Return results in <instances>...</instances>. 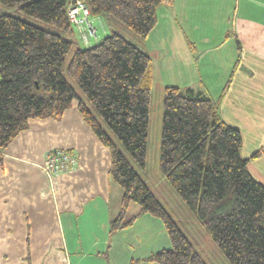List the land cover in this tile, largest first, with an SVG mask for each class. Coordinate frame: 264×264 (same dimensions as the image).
Masks as SVG:
<instances>
[{
    "label": "trees",
    "instance_id": "1",
    "mask_svg": "<svg viewBox=\"0 0 264 264\" xmlns=\"http://www.w3.org/2000/svg\"><path fill=\"white\" fill-rule=\"evenodd\" d=\"M69 1L0 0V163L4 148L28 127L29 119H59L76 99L83 120L108 148V177L121 189L109 237L150 213L162 220L171 248L145 260L208 264L141 174L152 94L150 56L116 31L84 45L68 19ZM82 1L91 16H111L140 38L155 26L157 7L173 3ZM238 63L239 57L216 99L200 83L162 88L159 177L195 215L229 264H264V186L250 175L247 159L240 155V131L220 111ZM261 152L264 149L252 156ZM130 203L138 210L127 216Z\"/></svg>",
    "mask_w": 264,
    "mask_h": 264
},
{
    "label": "crops",
    "instance_id": "2",
    "mask_svg": "<svg viewBox=\"0 0 264 264\" xmlns=\"http://www.w3.org/2000/svg\"><path fill=\"white\" fill-rule=\"evenodd\" d=\"M156 16L155 26L136 43L151 58L152 92L200 83L216 99L239 57L220 111L240 131V155L264 186V152L252 156L264 149V0H173L158 6ZM91 19L94 42L120 33L108 15ZM77 102L59 119H29L2 152L0 264H162L145 260L171 248L159 217L143 213L109 237L121 189L108 177V148L83 120ZM59 149L71 151L75 163L46 172L45 157ZM163 182L159 177L150 185L162 203L154 191ZM137 210L130 203L127 211Z\"/></svg>",
    "mask_w": 264,
    "mask_h": 264
},
{
    "label": "rangeland",
    "instance_id": "3",
    "mask_svg": "<svg viewBox=\"0 0 264 264\" xmlns=\"http://www.w3.org/2000/svg\"><path fill=\"white\" fill-rule=\"evenodd\" d=\"M27 18H29L32 22L38 23L44 27L47 26L46 23L36 18L29 16H27ZM111 18L114 20L113 22H115L112 27H114V29H118V31H120V33L124 35V37H126L131 42L134 41L133 43L136 45V43H138L141 38L125 24L121 23L113 17ZM70 82L78 90L77 85L72 80H70ZM160 96L162 98V92L157 93L155 90H153L151 94L149 113L147 159L144 169L141 170L142 176H146L149 178V180L152 181L154 179L155 181H157L160 176L158 165L162 115V99H160ZM152 181H149L150 185ZM154 192L163 199V203L166 205V209L168 210V212L176 220L178 226L191 239L196 250L206 259L208 264H229L220 250L217 248L215 243L212 241L210 235L199 223L195 215L184 204V202L166 181H164L162 184H158ZM128 215L129 211H127V216Z\"/></svg>",
    "mask_w": 264,
    "mask_h": 264
},
{
    "label": "built area",
    "instance_id": "4",
    "mask_svg": "<svg viewBox=\"0 0 264 264\" xmlns=\"http://www.w3.org/2000/svg\"><path fill=\"white\" fill-rule=\"evenodd\" d=\"M66 10L68 19L74 27L78 39L88 46L98 36L89 8L82 0H70ZM75 161L76 157L71 151L59 149L47 154L42 167L46 172L58 173L66 170Z\"/></svg>",
    "mask_w": 264,
    "mask_h": 264
}]
</instances>
